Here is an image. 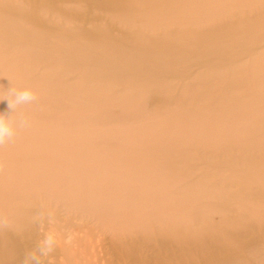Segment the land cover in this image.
I'll return each mask as SVG.
<instances>
[{
    "label": "bare ground",
    "instance_id": "6f19581e",
    "mask_svg": "<svg viewBox=\"0 0 264 264\" xmlns=\"http://www.w3.org/2000/svg\"><path fill=\"white\" fill-rule=\"evenodd\" d=\"M12 86L0 264H264V0H0Z\"/></svg>",
    "mask_w": 264,
    "mask_h": 264
},
{
    "label": "clouds",
    "instance_id": "9594fccd",
    "mask_svg": "<svg viewBox=\"0 0 264 264\" xmlns=\"http://www.w3.org/2000/svg\"><path fill=\"white\" fill-rule=\"evenodd\" d=\"M7 91L8 95L2 100L8 101V108L11 110V115L8 112L0 113V145H3L5 142H13L19 129L30 126L28 118L23 117L16 120L14 116L18 106L32 103L37 99V92L32 88L17 90L12 86ZM10 226L11 222L9 217L0 215V228ZM54 244V237L51 235L47 236L35 251L26 252L23 264H41V257L48 255Z\"/></svg>",
    "mask_w": 264,
    "mask_h": 264
},
{
    "label": "rangeland",
    "instance_id": "374dc122",
    "mask_svg": "<svg viewBox=\"0 0 264 264\" xmlns=\"http://www.w3.org/2000/svg\"><path fill=\"white\" fill-rule=\"evenodd\" d=\"M38 49L40 51H45L46 47L45 46H39ZM56 56H59L60 57V54H57ZM55 59H57V58H55ZM251 128L252 127L249 124H242V125H240V126L237 127L236 132H237L238 136L242 137V136H245L247 134H250L252 132V129ZM52 200H53V198H52ZM207 217H209V220H211L210 222L212 224H222V225L224 224V219L223 218H217V217L211 216L210 214L209 215L207 214ZM123 230L124 229H122V226H119L118 227L115 224H110V227L108 228V231L107 232H109V233L110 232L120 233Z\"/></svg>",
    "mask_w": 264,
    "mask_h": 264
}]
</instances>
